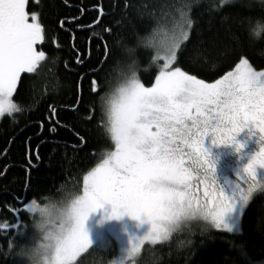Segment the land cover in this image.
Listing matches in <instances>:
<instances>
[{
    "label": "trees",
    "instance_id": "trees-1",
    "mask_svg": "<svg viewBox=\"0 0 264 264\" xmlns=\"http://www.w3.org/2000/svg\"><path fill=\"white\" fill-rule=\"evenodd\" d=\"M27 11L37 12L43 25L38 49L46 60L21 75L13 97L20 111L0 119V225L6 226L0 228V264H20L19 248L34 235L38 216L23 204L60 201L80 191L83 175L112 146L99 97L133 60L141 82L154 81L158 66L149 46L165 21L182 12L192 19L177 59L198 78H219L234 67L237 54L264 68V32L251 31L264 21V0H29ZM49 105L56 108L51 120ZM116 256V248L96 245L74 264H111ZM263 263L264 193H259L244 211L239 233L186 224L167 241L146 244L134 264Z\"/></svg>",
    "mask_w": 264,
    "mask_h": 264
},
{
    "label": "snow or ice",
    "instance_id": "snow-or-ice-1",
    "mask_svg": "<svg viewBox=\"0 0 264 264\" xmlns=\"http://www.w3.org/2000/svg\"><path fill=\"white\" fill-rule=\"evenodd\" d=\"M26 3L0 0V116L20 111L12 96L18 81L22 83L21 74L35 72L45 58L35 47L44 39L43 25L37 12L26 11ZM192 24L182 12L164 40L150 41L158 66L153 82H141L133 60L120 69L116 85L99 97L101 123L112 146L83 175L80 191L60 201L23 204L28 212L39 213L35 223L43 240L33 248L35 236L30 237L20 246V256L35 257L43 249L46 264H73L91 246L85 221L104 204L111 206L109 219L126 213L150 224L112 264H129L146 242L168 240L193 218L205 221L206 228L239 231L246 206L256 193H264V68L237 54L234 67L211 81L183 70L177 58ZM108 55L105 42V62ZM91 89L98 91L96 74ZM48 107L51 120L56 108ZM72 107L79 111L80 105ZM241 133L254 140L250 155L242 153ZM208 141L248 155L234 171L236 179L220 181Z\"/></svg>",
    "mask_w": 264,
    "mask_h": 264
},
{
    "label": "rangeland",
    "instance_id": "rangeland-1",
    "mask_svg": "<svg viewBox=\"0 0 264 264\" xmlns=\"http://www.w3.org/2000/svg\"><path fill=\"white\" fill-rule=\"evenodd\" d=\"M28 2H29V0H27V3H26V11H27ZM180 17H181V15H178V17H175L172 20L165 21V24H163L160 28H158L154 32L152 41L153 40H155V41L164 40L165 37L173 31L174 27L178 25V23L180 21ZM38 19H39V16H38ZM42 42H43V40L37 42V45L35 46L37 48V50H39L38 46L40 44H42ZM149 48L153 50V54H154L155 49L152 47L151 43H150ZM45 60H46V55H45L44 59H42L41 61L38 62L37 67L40 64H42ZM160 62L163 63L162 60H160ZM18 83H19V81H18ZM17 86H18V84H17ZM15 92L13 93L12 99L14 97ZM15 113H13L12 115H14ZM12 115L4 114L3 116H0V119L4 116H12ZM238 137H243L240 141L245 143V147L242 150V153L245 152V153L250 155L256 147L254 140H246L245 135L243 136V133H241ZM247 148H249V149H247ZM230 150H231V148H230ZM223 153H224V151H221L218 148L216 149V151L210 152V154L213 157L216 156L215 158H217V166H222V165L226 164L225 165V167H226L225 172H221V169L217 168L218 178L220 179V181L222 183L226 180L236 179L234 176V171L237 169V167H240L244 163H246L247 159H248V155H242V156L238 155L239 158H238V156H234V157L230 158L227 162L226 161L221 162L220 161L221 158H218L217 155L223 156ZM231 154H234V153L231 151ZM261 171H264V170H261ZM257 194H259V192L256 193L254 195V197ZM198 195H200L202 198V191ZM251 200H250V202H251ZM247 206H246V208H247ZM246 208H245V210H246ZM110 213H111V206L109 204H104L101 208H98L95 212L89 214L87 220L85 221L84 226H85L86 231L88 232L89 240L91 241V246L89 247V249L93 246H96V245L101 246V247H108V246L114 247L117 249V256L114 259V261H119L121 256L124 254L125 250L131 246V243H135V239L137 237L142 236L145 232L148 231V229L150 228V224L146 220H143V218L138 220V219L126 214V213L121 215L119 217V219H116L114 217L109 219L108 217H109ZM243 213L241 214V219H242ZM33 214H36V216H38V212L33 213ZM241 219H240V223H239V231L238 232H232V233H239L241 231ZM190 223H201V224L205 225L206 222L203 221L202 219L193 218V219L187 221L184 225L190 224ZM213 229H215V228H213ZM33 230H34V236L35 237L37 235H39L36 232L35 227ZM215 230L228 232L227 230H224V229H215ZM130 241H131V243H130ZM162 242H165V241H158L156 244L162 243ZM146 244H149V243L146 242L141 247V251ZM88 250H86L84 253H81V255L77 257V259L73 262V264L83 254H85ZM141 251L137 254V256L132 261L129 262V264L135 263L136 259L140 255ZM20 264H27L25 258L22 256L20 259Z\"/></svg>",
    "mask_w": 264,
    "mask_h": 264
},
{
    "label": "clouds",
    "instance_id": "clouds-1",
    "mask_svg": "<svg viewBox=\"0 0 264 264\" xmlns=\"http://www.w3.org/2000/svg\"><path fill=\"white\" fill-rule=\"evenodd\" d=\"M254 35H259L261 32H264V21L257 22L252 30ZM38 219H40L39 213H38ZM36 232L39 234L35 237L34 240L31 241V247L38 248L40 246V243L43 240V232L42 230L36 225H34ZM46 253L43 249L39 251V253L35 257L31 256H24L27 264H46L45 260Z\"/></svg>",
    "mask_w": 264,
    "mask_h": 264
},
{
    "label": "flooded vegetation",
    "instance_id": "flooded-vegetation-1",
    "mask_svg": "<svg viewBox=\"0 0 264 264\" xmlns=\"http://www.w3.org/2000/svg\"><path fill=\"white\" fill-rule=\"evenodd\" d=\"M29 18H31V17H29ZM37 45V44H36ZM35 45V46H36ZM245 134L243 133V136H244ZM243 137H237V139L238 140H241ZM206 146H208L209 147V151L210 152H212V151H216V149L218 148V149H220L221 151H224V153H223V156L222 155H217L218 156V158H221V162L222 161H228L230 158H232V157H234V156H242L241 154H231V150H230V147H224V146H220V147H217V146H210V141H208V142H206ZM247 149H249V148H247ZM246 149V150H247ZM230 150V151H229ZM243 153H245V152H243ZM216 157V156H215ZM219 164V163H218ZM225 165L226 164H224V165H222V166H217V168H219V169H221V172H225V170H226V167H225Z\"/></svg>",
    "mask_w": 264,
    "mask_h": 264
}]
</instances>
